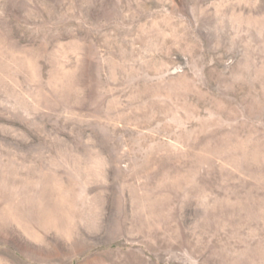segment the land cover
<instances>
[{
	"label": "rangeland",
	"instance_id": "374dc122",
	"mask_svg": "<svg viewBox=\"0 0 264 264\" xmlns=\"http://www.w3.org/2000/svg\"><path fill=\"white\" fill-rule=\"evenodd\" d=\"M0 264H264V0H0Z\"/></svg>",
	"mask_w": 264,
	"mask_h": 264
}]
</instances>
